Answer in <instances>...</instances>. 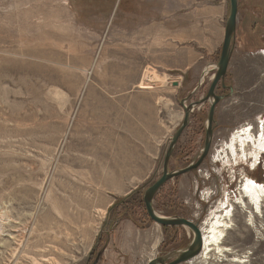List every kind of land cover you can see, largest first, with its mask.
Instances as JSON below:
<instances>
[{
	"label": "rangeland",
	"instance_id": "374dc122",
	"mask_svg": "<svg viewBox=\"0 0 264 264\" xmlns=\"http://www.w3.org/2000/svg\"><path fill=\"white\" fill-rule=\"evenodd\" d=\"M237 7L224 79L233 93L216 105L208 155L153 199L158 214L199 225L231 205L230 250L181 264H264V201L259 215L235 205L242 175L264 184V150L253 171L227 149L241 127L264 133V0ZM229 8V0H0V264H93L100 251L96 264H146L189 245L192 231L166 233L143 195L162 173L180 101L209 88ZM153 16L180 25L181 41L169 47L157 36L148 51L153 38L122 35ZM174 48L186 68L154 62ZM215 92L229 93L220 84ZM208 110L206 101L190 113L169 171L201 154Z\"/></svg>",
	"mask_w": 264,
	"mask_h": 264
},
{
	"label": "water",
	"instance_id": "95a60500",
	"mask_svg": "<svg viewBox=\"0 0 264 264\" xmlns=\"http://www.w3.org/2000/svg\"><path fill=\"white\" fill-rule=\"evenodd\" d=\"M230 8L229 14L225 22L224 26V35L223 41L220 50V56L215 64V73L212 76V81L209 85V88L205 94V96L195 102L185 104L187 99H182L180 104L184 109V116L181 124L176 129L173 137L170 139L169 146L165 152L163 164H162V173L160 177L152 183L144 192L143 195V204L145 208V212L147 216L155 223L160 226H180L187 227L193 233V238L189 245L180 250H174L168 252L166 255L155 257L150 259L146 264H181L188 262L195 257H197L203 248V238L201 233V228L198 223L193 222L192 220L183 218V217H168L160 215L156 212L153 206V199L158 190L169 180L175 178L177 176L187 174L195 169H197L210 150L211 141H212V123L214 119V112L216 105L229 95L233 93V89L231 86H226L224 83L225 75L229 66V62L232 54V41L234 40L235 30H236V21H237V0H229ZM220 84L223 89H228L229 93L227 95H217L215 90L216 87ZM174 86L178 85V82H173ZM209 102V110L206 116V127H205V138L204 145L201 150V154L197 157L196 160L191 162L188 166L182 169L169 171L168 165L169 160L172 155L173 149L189 123L190 113L193 111L195 107L200 106L204 102ZM99 257V254L96 258V261Z\"/></svg>",
	"mask_w": 264,
	"mask_h": 264
},
{
	"label": "bare ground",
	"instance_id": "6f19581e",
	"mask_svg": "<svg viewBox=\"0 0 264 264\" xmlns=\"http://www.w3.org/2000/svg\"><path fill=\"white\" fill-rule=\"evenodd\" d=\"M261 123L264 126V119L261 120ZM227 149L229 155L235 157V160L238 158L240 161L247 163L248 159H250V169L254 171L262 150H264V133L262 132L258 136H253L249 125L241 127L231 136ZM239 194V197L235 201V205L238 208L248 211V207H251L252 214L259 215L261 213L262 202L264 201L263 183L242 175ZM222 205L220 204V206L216 207L209 217L204 219L200 224L203 248L199 257L208 258L212 251L221 254L228 253L230 250L228 247L223 246V238L231 228L229 222L232 216L230 213L232 206L228 205L222 208ZM220 207L222 208L220 209L221 211L218 210ZM232 261L238 260L233 258Z\"/></svg>",
	"mask_w": 264,
	"mask_h": 264
},
{
	"label": "crops",
	"instance_id": "0c3cea01",
	"mask_svg": "<svg viewBox=\"0 0 264 264\" xmlns=\"http://www.w3.org/2000/svg\"><path fill=\"white\" fill-rule=\"evenodd\" d=\"M154 10L153 7L151 9ZM171 18V17H170ZM165 21V18L163 19ZM171 23L162 22L159 24H156L154 22V16L151 18V20H147V22H144L142 24H139L138 26L131 28L128 31H125L122 33L125 36L134 37L137 36L141 38L142 36H147L150 38H153V43H149L147 45L148 51H151L150 47L152 46L153 50L156 48V42L155 37L157 36H167L168 37V46L171 47L172 45V39L176 43L177 41L180 42L181 39H176L175 37H180L183 33L182 28L180 25H178L176 28L171 29ZM171 51V50H170ZM154 62H158V64L164 66L166 69H177L180 70L181 68H186V54L185 51L183 52L180 48L177 50L174 48V50L170 53V55L164 54L162 59H159V56H154ZM169 74H167V77ZM173 85V82L170 81ZM137 138L136 135H132L130 137V141H133V139Z\"/></svg>",
	"mask_w": 264,
	"mask_h": 264
},
{
	"label": "flooded vegetation",
	"instance_id": "af4514ba",
	"mask_svg": "<svg viewBox=\"0 0 264 264\" xmlns=\"http://www.w3.org/2000/svg\"><path fill=\"white\" fill-rule=\"evenodd\" d=\"M226 90H228V89H226ZM228 91H229V90H228ZM98 254H99V257H98V259H97V261H96V258H97V256H98ZM97 256H96L95 261H94L93 264H96V263L99 261V258L102 256V251L98 252V253H97Z\"/></svg>",
	"mask_w": 264,
	"mask_h": 264
},
{
	"label": "trees",
	"instance_id": "16d2710c",
	"mask_svg": "<svg viewBox=\"0 0 264 264\" xmlns=\"http://www.w3.org/2000/svg\"><path fill=\"white\" fill-rule=\"evenodd\" d=\"M122 202V201H121ZM140 204H141V201H138ZM144 205V204H143ZM164 228V231L167 233L168 229L169 228H173L175 226H170V227H167V226H162Z\"/></svg>",
	"mask_w": 264,
	"mask_h": 264
}]
</instances>
